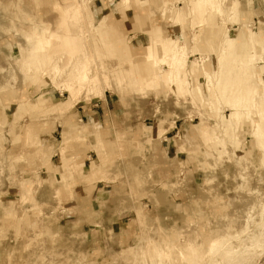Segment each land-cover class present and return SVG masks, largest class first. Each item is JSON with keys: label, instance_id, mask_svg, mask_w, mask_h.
Here are the masks:
<instances>
[{"label": "rangeland", "instance_id": "rangeland-1", "mask_svg": "<svg viewBox=\"0 0 264 264\" xmlns=\"http://www.w3.org/2000/svg\"><path fill=\"white\" fill-rule=\"evenodd\" d=\"M125 4L0 0V264L27 244L38 264H251L264 0Z\"/></svg>", "mask_w": 264, "mask_h": 264}, {"label": "snow or ice", "instance_id": "snow-or-ice-1", "mask_svg": "<svg viewBox=\"0 0 264 264\" xmlns=\"http://www.w3.org/2000/svg\"><path fill=\"white\" fill-rule=\"evenodd\" d=\"M217 179L223 181V180H230L231 177H230V175H226L225 173H220L218 177H213L212 179H210L208 181V183L209 184H215V183H217ZM237 179L239 181H242L243 183H240L238 186L235 187V192L237 194H245L246 196L252 195V193L250 192V189H249V185L247 183V181L249 180V177L248 176H238ZM259 183H260V188H261L262 199H264V173H262L260 175ZM252 187H255V184H253ZM232 188H233V185L231 183H229L228 189L232 190ZM225 196L227 197L228 194L225 193ZM41 197H43V194H41ZM229 199H231V198L229 197ZM236 199H237V201H240V202L235 203V208L239 211H243L244 205H243L242 201L244 200V196L238 195ZM219 203L224 204L225 207L228 206L225 199H221L219 201ZM261 209H262L261 215H262V217H264V203L261 204ZM260 228H261L262 232H264V219H262V221H261ZM0 239L7 240L8 237L7 236H0ZM17 239H19V234L17 235ZM30 248H31L30 244L20 246V249H19L20 254H21L20 257L15 259V260H9L6 262V264H38L37 261L24 258L29 253ZM44 264H58V262L55 259L45 260ZM251 264H264V246H262L260 251H259V258L254 259L251 262Z\"/></svg>", "mask_w": 264, "mask_h": 264}, {"label": "crops", "instance_id": "crops-1", "mask_svg": "<svg viewBox=\"0 0 264 264\" xmlns=\"http://www.w3.org/2000/svg\"><path fill=\"white\" fill-rule=\"evenodd\" d=\"M110 32L111 33L109 34V37L111 39L116 40L118 38L116 30H111ZM65 104L66 103H64L61 106H59L58 110H64ZM92 124H93L94 130L96 131L95 134L97 136V142L95 144V148L97 149V151H98V153H99L101 158L107 157L105 152H104L105 151L104 150L105 143L100 139V132L98 131V127H99L98 119L94 117L93 120H92ZM81 133H82V131L75 132L76 136L80 135ZM96 177H97V172H93V173L90 172L88 177H87V179L88 180H94ZM99 177H100V175H99ZM100 178H106V177H100Z\"/></svg>", "mask_w": 264, "mask_h": 264}, {"label": "bare ground", "instance_id": "bare-ground-1", "mask_svg": "<svg viewBox=\"0 0 264 264\" xmlns=\"http://www.w3.org/2000/svg\"><path fill=\"white\" fill-rule=\"evenodd\" d=\"M126 1V3L128 4H130V2H131V0H125ZM124 3V2H123ZM127 4H125V5H127ZM83 5V4H82ZM126 7V6H125ZM95 29V28H94ZM55 36V35H54ZM57 36H59V35H57ZM70 38H72V37H70ZM67 39L66 40V38H65V40L67 41L66 43H68V45H72L73 46V44L74 43H76L77 41L74 39V38H72V39ZM76 39H78V38H76ZM76 44H78V43H76ZM79 44H80V42H79ZM78 44V45H79ZM151 45V44H150ZM148 46V45H147ZM146 46V47H147ZM152 46V45H151ZM74 47V46H73ZM76 47V46H75ZM70 48V47H69ZM77 48H78V46H77ZM150 48V47H149ZM79 49V48H78ZM78 49H77V51H78ZM65 50V49H64ZM74 50V49H73ZM152 53V52H151ZM150 56V55H149ZM152 57V56H151ZM151 57H149V60H153ZM151 58V59H150ZM175 58V57H174ZM173 58V59H174ZM135 69V68H134ZM160 69V68H159ZM144 70V69H143ZM161 70V69H160ZM144 74V73H143ZM151 75V74H150ZM83 80L84 81H90V82H92V83H94L95 84V87H94V91L95 92H98L99 90H100V86H98V83H97V81H98V78L97 77H90L89 76V74H88V72H85L84 74H83ZM68 85H70V87H68L67 88V90L68 91H72V89H74L73 87H71V85L72 84H68ZM102 90V89H101ZM73 93V92H72ZM101 93H103L102 91H101ZM188 248V247H187ZM161 253V252H160Z\"/></svg>", "mask_w": 264, "mask_h": 264}]
</instances>
